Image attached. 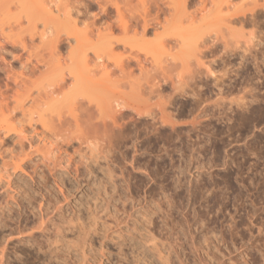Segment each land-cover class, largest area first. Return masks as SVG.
Listing matches in <instances>:
<instances>
[{
  "label": "rangeland",
  "instance_id": "rangeland-1",
  "mask_svg": "<svg viewBox=\"0 0 264 264\" xmlns=\"http://www.w3.org/2000/svg\"><path fill=\"white\" fill-rule=\"evenodd\" d=\"M20 1L26 2V6ZM20 1H14L18 2L17 6L13 1L9 5L5 0L9 6L0 3V8H5L11 15L19 13L20 25L14 24V16L9 19L15 30L20 26L24 29L22 34L29 45L33 24L26 19L25 12L34 15L41 2L36 4L34 0V6L31 0ZM48 1H42L45 4L41 6L46 9L44 14L36 9L41 16L56 6H62L61 11L62 8L64 11L89 3L88 13L77 15L81 21L78 27L96 20V26L102 30L111 21L114 27L117 26L114 35L126 38L121 35L116 11L109 0H100V3L109 11L111 19L103 17L100 20L95 19L101 14L96 0H79V3L78 0H54L57 5ZM144 1L150 16L157 15L161 22L156 23V31L165 32L160 38H154V28H151L150 33L142 36L141 42L146 40L145 43H140L141 36L136 35L138 39L135 40L139 42L134 43L136 48L133 47L132 53L140 56L151 76L166 77V83L162 84V90L159 88V95L146 92L149 99L143 103V99L139 100L140 96L143 98L142 94L138 99L137 93L136 96L134 93L136 99L131 95L133 99L123 96L130 86L119 73L120 80H116L121 86L111 87L115 93L109 90L112 93L103 96V105L109 103V97L121 100L118 96H123L126 98L124 103H134L141 110L152 112V116L155 115L152 119L146 114L137 115L133 110L128 112L124 107L122 111L116 107L119 112L113 113L106 106L108 111L100 114V107H105L100 103L102 106L97 108L99 97L96 96H101L102 92L96 96L88 94L90 98L87 99L86 95L76 96L79 90L73 88L70 90L73 95L65 97L63 93L77 83L71 85L68 69H62L63 73L67 71L64 74L68 75V83L58 89L55 82L59 73L54 69L58 66H54L58 62L64 67L69 63L71 67L75 65L69 62L64 50L65 53L60 55L63 57H50L53 62L48 63L52 67H44L43 60L50 59L45 48L40 46L47 47L46 39L43 38L44 44L38 33L32 37L31 44L40 52V66L35 55L31 59L26 55L28 49L33 50L32 46H27L26 51L9 46L4 62L0 59V63L10 65L11 70L6 66L7 71L15 72L9 73L11 79H22L23 73L25 83L21 86L30 89L31 97L42 101L54 87V95L58 94L59 100L56 105L63 107L61 112H65L66 117L70 110L67 105H73V102L76 106L86 107L90 115L89 122L81 120L84 123H80L78 130L83 131L81 135L87 138L86 141L80 143L75 139L72 146L65 147L60 140H55L56 144L50 140L54 143L52 146L47 140L46 147L51 151L54 149L49 157L46 147V152L44 147L41 148L42 156L38 148L45 145L40 142V137L32 138L35 132L28 127L20 141L15 140L17 135L11 134L5 140L8 142L2 144L8 157L17 155L13 161H19L24 171L0 179L4 180L0 181V264H247L250 255L258 262L260 253L264 254V7L260 6L264 0H186L187 4L181 0ZM117 2L121 10L127 8L123 5L124 0ZM129 2L133 9L140 5L137 0ZM55 11L54 8L51 15H57ZM54 16L53 19L51 16L39 19L35 30L40 32L44 21L49 27L57 22L63 27L67 25L62 13L56 16L58 18ZM129 17L126 12V20ZM166 21L169 25L164 28L161 24L165 25ZM129 22L139 24L137 30L140 32L141 19ZM51 34L45 36L50 40ZM131 34L134 33L130 30ZM252 35L256 46L244 53V43ZM160 39L164 45L158 44ZM135 40L133 38L132 42ZM120 45H115V55L128 54V46ZM9 50L18 51L16 54L23 57ZM13 55L18 59H13ZM105 55L102 56L106 68L111 69L108 73L117 78L116 62L107 60ZM28 62L29 67L26 66ZM92 63L89 61L90 65ZM206 63L219 76L217 80H212L206 73ZM34 65L39 68L36 70L38 66ZM23 66L28 67L27 72H23ZM132 66L133 79H144L145 74L140 75L139 68ZM91 68L95 70L94 64ZM161 68L165 70L160 72ZM18 72L21 76L17 77ZM96 72L99 71L96 69ZM2 73L1 90L6 89L4 83L7 82L5 72V76ZM81 74L85 75L84 72ZM96 74H92L94 79L100 80ZM103 81L106 83L105 79ZM12 82L8 81L7 92L11 98L16 89H22ZM217 82L220 90L215 86ZM117 89L123 90H120L121 95ZM216 101L220 105L214 107ZM157 105L165 106L167 118L164 122L159 118ZM73 127L72 124L69 126ZM37 128H41L39 124ZM59 143L62 146L57 147ZM10 149L13 150L9 155ZM27 153L30 158L22 161ZM6 157L0 158V165ZM7 160L8 167L12 168L11 160ZM53 224L59 226V234ZM78 231L82 234L77 235Z\"/></svg>",
  "mask_w": 264,
  "mask_h": 264
},
{
  "label": "bare ground",
  "instance_id": "bare-ground-1",
  "mask_svg": "<svg viewBox=\"0 0 264 264\" xmlns=\"http://www.w3.org/2000/svg\"><path fill=\"white\" fill-rule=\"evenodd\" d=\"M5 1V0H4ZM3 0H2V2H1V0H0V3H1V5H5V6H9L10 4H11V2L12 3H14V1H16V0H12L11 2H10V0H8L9 1V5H6L5 4V2H4ZM18 1H20V0H18ZM43 1V0H42ZM41 0H35V2H36V4L37 3H40L41 2V4H37L38 6L40 5H42L43 6V3L44 2H42ZM50 1V0H49ZM47 2V3H52V2H54V4H56L57 5V0H56V2L53 0H51L50 2ZM81 1H83V0H81ZM81 1H80V3H81ZM92 1V0H91ZM97 1V3H98V7L100 8V9H98V10H100L99 12H101V14L100 15H98V18H95V19H98V20H100V19H102L103 17H111V15L109 14V11L104 7V5H102L101 3H100V0H96ZM109 1H111L110 3H111V5L114 7V9H115V13H116V17H117V21H116V19H115V21H116V23H117V25H118V27H119V29H121V31H122V34L121 35H123L124 36V38L125 39H123V37H116L115 35H114V33H115V28L117 27H114L115 25H113V23L110 21V22H107L106 23V25H105V27L102 29V30H100V27L98 28V26H96L97 24V22H96V20L94 21V22H92L90 25H84L82 28H80V27H78V23H79V21H80V18H78L77 17V15L79 14V15H84L85 13L87 14L88 12H86L87 11V9L89 8L90 9V7H89V3H83L84 4V7H82V3L81 4H79V7H80V5H81V7L83 8V9H81L80 10V8H76L75 6H74V8H76L75 9V11L73 10L74 8L73 7H71V8H73V9H67V10H64L63 11V8H62V11H61V4H59L60 6V8H58L56 5V7H54L55 8V12L57 13V15H51L53 12H54V8H52V6L50 7L49 5H51V4H49L48 6L50 7V8H52V9H49V7H48V9L49 10H47L48 11V13H46L45 14V16L47 15L48 17H52V16H54V17H56V16H60V14L62 13V15L64 16V18H65V20L68 22L67 23V25H64V27L61 25V23L60 22H57V23H52V31H51V27H49L48 26V22L47 21H44V23H43V28L41 29V30H39L40 32H37V30H35V29H37L36 28V24H37V21L40 19H45L46 17L44 16V15H40V13H42V14H44L45 12H46V9H44V7H42V9L40 8V6L39 7H37L36 6V4L35 3H33L34 2V0L32 1L31 0V2L34 4V6H36V9L40 12H36V9L34 10V12L36 13H34V15L33 14H31L32 12H28V11H26V12H28V14L25 12V17H26V19L31 23V24H33L32 26H33V28H32V30H30V32H29V45H26L27 43H26V40H25V38H24V35L22 34V32L24 31V29H22V27L20 26V27H18L16 30L14 29V27H13V25H12V23L10 22V19H9V17L11 18L12 16H14V24L15 25H20V18H21V16L19 15V13H12V15L11 14H8L9 12L8 11H6L5 10V8L4 9H2V8H0V59H1V61L2 62H4V60H5V56H6V54L8 53V47L10 46H12V49H14L16 46H17V48H22V50H27L28 48H27V46L30 48L31 46H32V44H31V41H32V37L36 34L37 35V33H38V36H39V38L40 39H43L44 37H45V42L47 43V47L46 46H44L43 47V45L41 44L40 46H42V49L43 48H45L44 50H46L47 52V55H49V59H50V61L49 60H47V62H44V60H43V63H46L45 65L43 64V66L45 67V66H47L46 68H49V67H52L53 65L51 64V66L49 65V63H51V61L53 62V60H51V58H54V57H59L60 55H61V53L62 52H64V50H65V52H66V54L65 55H67V57H68V59H69V62L71 61L72 63V65H75L74 67L72 66L71 67V65H70V63H69V65H66L65 64V66L66 67H64V65L62 64V63H57L54 67H57L58 66V68L56 69V68H54L55 69V72L56 73H59V76H58V78H57V81L55 82V86L59 89L61 86L63 87L65 84H67L68 83V80L66 81V78L68 77V75H69V78H71L72 80H73V82H72V80H71V85H72V83H77L76 84V86L74 87L73 85L72 86H68L69 88L63 93L64 95H65V97L67 96V95H69L70 96V94L72 93V91H70L71 89L73 90V88H74V90H76V91H78L79 90V92H77L78 94L76 95V96H81V97H83L84 95H86L87 97H85V98H87L88 99V97H89V95L88 94H90V96H96L97 94H99V93H101L100 95L101 96H99V95H97L96 97H99V101H98V104H97V108H99V106H102L103 104H105V102L103 101V99L105 100V98L103 97L104 95H107V93H109V95L113 92L112 91V88H116V86L117 85H120L121 83L120 82H117V80H120V77L121 78H123L124 80H125V82H127L126 84H128L129 86H130V90H131V92H130V90H128V92L127 91H125V93L123 92V90H121V89H117L118 91H119V93L118 92H116V93H118V94H120L121 92H120V90L123 92V96L124 97H127V96H129L130 97V95L132 96V97H134V99H136L137 97H138V95L140 96V94H142L143 95V98H141V96L139 97V100L141 99H143L144 100V102L143 103H145V101L146 100H148L149 99V96H146L147 94H146V92L147 93H149V94H152V93H159V91L161 92V90H162V84H164V83H166V81H165V79H166V77H162V78H160V77H156V76H154V75H150V72L148 71V70H146L145 69V67H144V65H142V63H141V58H140V56L138 55V54H133L132 53V49H133V47L134 48H136V45L135 44H137L138 42H137V40H135V38L136 39H138L137 37H136V35H139V36H141V38H140V43H145L146 42V40H143L142 42H141V39H143L144 37H145V35H146V33H148L149 32V30L151 29V28H154L152 31H154L153 32V34L155 35H153L154 36V38H160L159 36L160 35H162L164 32H157L156 31V29H157V27H155V26H158V25H156V23L157 24H159V23H161L158 19V16L156 15L155 17H151L150 16V13H149V10H148V4H147V2H145L144 0H137V2H138V4L140 3V5H138L137 6V9L134 7V9H133V6L131 7V4H130V2H129V0H124V3H123V5H125V6H127V8L125 7V8H123V10L125 9L126 10V12H128L129 13V15H130V17H129V19H127L126 20V18H125V10L123 11V10H121L122 8H121V6L118 4V2H117V0H109ZM188 1V0H187ZM186 0H181V2H183L184 4L187 2ZM204 0H201V2H203ZM21 2V1H20ZM19 2V3H20ZM25 2V1H24ZM74 2V1H73ZM180 2V3H181ZM226 2H229V0H226ZM4 3V4H3ZM16 3V4H15ZM14 3V5H17V3L18 2H15ZM75 3V2H74ZM77 3H79V0H78V2ZM182 3V4H183ZM20 4H22V5H25L26 4V2L25 3H23V1L20 3ZM45 4V3H44ZM187 4V3H186ZM22 5H21V7H22ZM18 6V5H17ZM20 6V5H19ZM26 6V5H25ZM27 6H28V3H27ZM31 6V5H30ZM140 6V8H138ZM260 6L262 7H264V2L262 3V4H260ZM24 7V6H23ZM22 7V8H23ZM16 8H19V7H16ZM26 7H24V9H25ZM39 8L43 11H40L39 10ZM31 9V8H30ZM64 9H65V7H64ZM29 10V9H28ZM33 10V9H32ZM45 10V11H44ZM72 11H74V13H75V17H73L74 16V14H73V12ZM8 12V13H7ZM125 12V13H124ZM30 13V14H29ZM37 13H39V14H37ZM55 13V14H56ZM21 14V13H20ZM85 14V15H86ZM37 15V17H35ZM40 15V16H39ZM78 15V16H79ZM97 15V14H96ZM38 16H39V18H38ZM47 17V18H48ZM58 17H56V18H58ZM151 17V18H150ZM83 18V17H82ZM141 19L142 20V23L140 24V27H141V30H140V32L137 30V28H138V26H139V24H131L129 21L130 20H136V19ZM205 18V17H204ZM52 19H53V17H52ZM84 19V18H83ZM82 19V20H83ZM111 19V18H110ZM97 20V21H98ZM166 19H164V21H165ZM81 22V21H80ZM167 22H169V21H166V24L164 25V24H161V25H163V27L165 28L166 26H168L169 24L167 23ZM153 23H155V24H153ZM100 25H102V24H100ZM99 25V26H100ZM160 25V26H161ZM191 25V24H190ZM193 27V26H192ZM163 28V30H165ZM189 28V27H188ZM189 29H191V28H189ZM130 30H131V33H134V34H131V35H129V32H130ZM133 30V31H132ZM156 31V32H155ZM49 33H52L51 35H53V37L52 38H50V40L48 39V37H46L45 35L46 34H49ZM124 33V34H123ZM150 33V32H149ZM127 35H129V36H127ZM48 36V35H47ZM131 36V37H130ZM142 36H143V38H142ZM162 37V36H161ZM181 37H182V35H181ZM133 38H134V40H135V42H132V40H133ZM253 38H255V37H253V35H252V37H250V39L248 40L247 39V41L244 43L245 45H244V47L242 48V51L244 52V53H246V52H250V47H255L256 46V43L255 42H253ZM48 39V40H47ZM71 39L73 40V41H71ZM161 40V42H159ZM160 40H158V44H162V45H164V43H163V40L162 39H160ZM180 40H182V38L180 39ZM43 41V43L45 44V42H44V39L42 40ZM48 41V42H47ZM204 41V40H203ZM147 42H149V41H147ZM182 42V41H181ZM42 43V42H41ZM135 43V44H134ZM120 44H122L124 47H127V48H129L130 49V51H129V53L128 54H121V53H119V56H118V53L115 55V53H114V47H115V45H120ZM19 46V47H18ZM35 46V45H34ZM34 46H32V47H34ZM39 46V45H38ZM39 46V49L41 48ZM121 46V45H120ZM122 46V47H123ZM36 47H37V45H36ZM164 47V46H163ZM162 47V48H163ZM20 48V49H21ZM34 49H35V47L33 48V50L32 49H28V54H26V55H28V58L29 59H31V56L33 55V57H34V55H35V57L34 58H40V56H39V54H40V52H39V50H37V48L35 49V50H37V51H34ZM15 50H17L16 48H15ZM14 50V51H15ZM19 50V49H18ZM44 50H42V52H45ZM63 50V51H62ZM10 51V53H14L13 51L11 52V50H9ZM24 51V52H25ZM23 52V53H24ZM64 52V53H65ZM201 53H202V51H200ZM16 53H18V51L16 52L15 51V53L14 54H16ZM20 53V52H19ZM20 54H22V53H20ZM63 54V53H62ZM104 54H106L105 56L107 57V60H112V61H114V62H116V64H114V62H113V64L117 67V69H118V76H117V78H116V76H113V75H111V74H109L108 73V71L109 70H111L110 68L107 70V66L105 65V63H104V59H103V56L102 55H104ZM9 55V54H8ZM10 55H12V54H10ZM19 55V54H18ZM17 54H16V56H18ZM15 55H13V59H18V58H15L14 57ZM19 56H22V55H19ZM18 56V57H19ZM7 57V56H6ZM23 57V56H22ZM21 57V58H22ZM51 57V58H50ZM60 57H63V56H60ZM59 57V58H60ZM118 57V58H117ZM119 57H121V58H119ZM196 57V56H195ZM198 57V56H197ZM247 57V56H246ZM27 58V59H28ZM116 58V59H115ZM20 59V58H19ZM27 59H26V61H27ZM29 59H28V61H29ZM63 59V58H62ZM118 59V60H117ZM21 60V59H20ZM91 60L93 61V63L91 64L92 65V67H93V64H94V67H95V70L97 69L99 72L98 73H100V74H98L97 72V74L96 73H94L95 72V70H94V68H91V65L89 64V61L91 62ZM32 61V60H31ZM37 61V60H36ZM41 60H39L38 59V63L37 62H35V63H37V64H39V63H41L42 64V62H40ZM55 61V60H54ZM203 61V60H202ZM20 63H21V61H19ZM49 62V63H48ZM6 63V62H5ZM5 63H0V72H3L2 74L4 75V72H5V75H6V77L5 78H7L6 79V81L7 82H5L4 83V87H6V89H3V90H1L0 89V158L2 159V158H4V155L5 156H7L6 157V160L4 161H2V165H0V179H3L2 177H8V178H10L9 176H12V174L13 173H19V171H21V172H23L24 171V167H22L21 166V163L19 162V161H13L16 157H17V155L15 156V155H10L11 153H12V150L10 149V151L8 152V154L10 155L9 157H8V155H7V150L5 151L4 150V148H3V146L4 145H2V144H5L4 143V141L5 140H7V139H9L8 137L12 134H15V135H17V136H15V140H18V141H20V139H21V135H23L24 133H26L25 131L28 129V128H31V131L33 130L34 132H35V135L34 136H32V138L34 137L35 138V136H37V138H39L40 139V142H42L43 144L42 145H45V146H41V147H39L38 149H39V151L41 150V148H43L45 151L44 152H46L47 150H49L47 147H46V144H47V140H49V142H50V140H53L54 141V143L56 144L57 142H55V140H60L61 141V143L62 142H64V145H65V147H67V146H69V145H71V143H73V141L72 140H77V141H79L80 143H82L83 141H86V137L85 136H83V135H81L82 133H83V131H81L80 130V132L78 131L79 129H80V123H84V122H81V120H84V121H87V122H89V119H90V115H89V113H88V109L86 108V107H83V105L82 104H80L79 106H76V103H74L73 102V105H72V103L70 104L72 107H70V105H67L68 106V108L70 109H68L67 108V111H68V117H66V113L64 112V113H62L61 112V110H62V106H60V104H58V105H56V103H58V94L57 95H54V94H56V93H54V92H56V91H54L55 89H53L52 88V90L50 91V93H48V94H46L44 97H45V99L44 100H42V101H40V100H38V99H36L35 97H31V93H30V89L29 88H27V87H22L21 85L22 84H24L25 83V80H24V75H23V73H22V79H20V80H18V79H14L13 80V78L11 79L10 78V76H11V74L13 73L12 71V73L10 72V70H11V68H9L10 67V65H9V67H8V65L6 64L5 65ZM23 63V62H22ZM27 63V62H26ZM29 63L30 62H28V64H26V66H28L29 65ZM34 62H32L31 64H33ZM245 63V62H244ZM41 64H39V66L41 65ZM203 64V63H202ZM20 65H22V64H20ZM61 65V66H60ZM132 65H135V66H137L139 69V71H140V75L141 74H145V77H144V79H142V78H137V79H133V77L131 76V75H133L134 74V70L132 71V68H133V66ZM206 65H207V63H206ZM6 66L10 69H8V71L5 69L6 68ZM34 66H38V65H34ZM33 66V67H34ZM39 66L38 67H34L36 70L39 68ZM49 66V67H48ZM64 68H63V67ZM131 66H132V68H131ZM143 66V67H142ZM21 67V66H20ZM24 67V66H23ZM29 67V66H28ZM27 67V68H28ZM30 67H32V66H30ZM73 68V69H75V70H71L70 68ZM76 67V68H75ZM107 67V68H106ZM115 67V68H116ZM160 67H162L161 65H160ZM205 67V69H206V73L207 74H209V76H211L213 79L212 80H217L218 78H219V76H217V75H215V73H214V70L212 71L210 68H209V66L207 65V66H204ZM26 67H24L22 70H24L23 72H27V70L25 71V69H27ZM33 68V69H34ZM100 70H99V69ZM30 69V68H29ZM62 69H68L67 71L65 70V72L64 73H66L67 72V76L63 73V70ZM135 69V68H134ZM6 70V71H5ZM101 70L103 71V74L101 73ZM107 70V71H106ZM113 70V69H112ZM142 70H144V71H142ZM164 71L165 69H162L161 68V70H159L160 72L161 71ZM30 71V70H29ZM28 71V72H29ZM94 71V72H93ZM147 71V72H146ZM21 72V71H20ZM20 72H18L17 73V75H15V76H21V74H20ZM32 72H33V70H32ZM35 72V71H34ZM82 72H84L85 73V77L81 74ZM132 72H133V74H132ZM143 72V73H142ZM145 72V73H144ZM9 73H11V74H9ZM15 73V72H14ZM13 73V74H14ZM29 73H31V72H29ZM119 73L121 74V76L119 77ZM149 73V74H148ZM1 74V75H2ZM12 74V75H13ZM20 74V75H19ZM25 74V73H24ZM27 74V73H26ZM92 75V74H96V76H100V77H98V78H100V80L99 79H94V76L92 75V76H90V75ZM4 75V76H5ZM103 75H104V77H103ZM112 76L113 78H108V76ZM26 76V75H25ZM66 76V77H65ZM70 76H72V77H70ZM133 76H135V74L133 75ZM1 77V76H0ZM12 77V76H11ZM24 77V78H23ZM93 79H92V78ZM102 77V78H101ZM132 78V80H127L126 81V79H128V78ZM139 77V76H138ZM115 78V79H114ZM119 78V79H118ZM165 78V79H164ZM1 79V78H0ZM68 79V78H67ZM83 79V80H82ZM106 80V83H105V81H103V80ZM112 79V80H111ZM117 79V80H116ZM13 81L12 83H13V85L14 86H21V88L22 89H16L15 90V95H13V97L11 98V96H8L9 94L7 93L9 90V83H8V81ZM86 80V82L88 83L87 85L84 83V81ZM115 82H117V83H115ZM144 80V81H143ZM1 81V80H0ZM81 82V84H80V82ZM142 81V84L140 83ZM79 82V83H78ZM114 82V83H113ZM144 82V83H143ZM215 82V81H214ZM109 84V86H108V84ZM113 85H111V84ZM120 83V84H119ZM172 83H174V82H172ZM216 83V82H215ZM214 83V84H215ZM218 84H216L215 86L216 87H218V89L217 90H220V85H219V82H217ZM78 84H80V85H78ZM115 84V85H114ZM70 85V84H69ZM82 85V86H81ZM86 85V86H85ZM90 85V86H89ZM111 85V86H110ZM121 86V85H120ZM164 86V85H163ZM201 86V85H200ZM207 86V85H206ZM77 87V88H76ZM79 87V88H78ZM93 87V88H92ZM104 87H110V88H104ZM112 87V88H111ZM118 87V86H117ZM142 87V88H141ZM24 88V89H23ZM76 88V89H75ZM90 88V89H89ZM92 88V89H91ZM97 88L98 89H100V90H97ZM102 88H104L103 89V91L105 90V91H112L111 93H110V91L109 92H106L105 93V91L103 92L102 91ZM118 88H120V87H118ZM121 88H124L123 86L121 87ZM159 88H161V90L159 89ZM85 89H89V91H87V90H85ZM95 89V90H94ZM127 89H129V87L127 88ZM198 89H199V87H198ZM244 89V88H243ZM24 90V91H23ZM116 90V89H115ZM142 90H143V92H145V93H143L142 92ZM193 90V89H192ZM68 91V92H67ZM94 93L93 95L91 94L92 92ZM95 91H98V92H95ZM83 92V93H82ZM86 92V93H85ZM139 92H141V93H139ZM196 93H197V91H195ZM68 93V94H67ZM96 93V94H95ZM104 93V94H103ZM115 92H113V94H114ZM129 93V94H128ZM130 93H132V94H130ZM134 93H135V96H136V93H137V96H136V98H135V96H134ZM157 93V94H158ZM193 93V92H192ZM201 93V92H200ZM209 93V92H208ZM219 93H220V91H219ZM218 93V94H219ZM252 93V92H251ZM122 94V93H121ZM120 94V95H121ZM124 94H127L126 96L124 95ZM148 94V95H149ZM205 94V93H204ZM54 95V96H53ZM71 95H73V93L71 94ZM159 95V94H158ZM41 96V95H40ZM114 96V95H113ZM123 96H118L119 98L121 97L122 99L119 101V100H117V97H115V98H107V100H108V104L106 105L108 108H110L112 111H113V113H114V111L115 112H117L119 109V111H122L121 109H122V107H124L128 112H130L129 110H133V111H135V113H137V115H142V114H146V115H148V116H151V119H152V117L153 116H155V115H153L152 116V112H149V110H141V108L139 107V106H137L136 104L134 105V103H124L125 102V99L123 98ZM146 96V97H145ZM194 96H196V95H194ZM204 96V95H203ZM221 96V95H220ZM102 97V98H101ZM108 97V96H107ZM111 97H112V95H111ZM244 97V96H243ZM243 97H241V98H243ZM10 98H11V100H10ZM90 98V97H89ZM128 98V97H127ZM131 98V97H130ZM129 98V99H130ZM253 98V97H252ZM131 99H133V98H131ZM130 99V100H131ZM138 99V98H137ZM221 99V98H220ZM48 100H51V101H49V105L47 104V102H48ZM101 100V101H100ZM112 100H113V102H112ZM138 100V102H140ZM224 100V99H223ZM233 100V99H232ZM237 100V99H236ZM134 101V100H133ZM137 101V100H136ZM201 101V100H200ZM227 101V100H226ZM241 101V100H240ZM242 102V101H241ZM100 103L102 104V105H100ZM212 103V102H211ZM231 103V102H230ZM229 103V104H230ZM55 104V105H54ZM166 103L164 102V105H165ZM208 105V104H207ZM220 105V103L218 102V101H216V103H213V106L214 107H216V106H219ZM226 105V104H225ZM104 106V105H103ZM106 106H104L105 108L103 109V110H105V111H103L102 109H101V107H100V109H99V111H100V114H103V112H104V114L108 111H106ZM158 107V109H159V118H160V120L162 121V122H164L165 120H166V116H167V113H165V106L163 107V106H161V105H157ZM200 106V105H199ZM204 107H205V105H203ZM222 106V105H221ZM116 107H119V109L118 108H116ZM204 107H203V109H202V111L204 112V111H206V109H204ZM72 108V109H71ZM206 108V107H205ZM224 108H229V107H224ZM118 109V110H117ZM125 109H124V111H125ZM110 110V111H111ZM218 110H220V108H218ZM217 109H216V111L215 112H217L218 111ZM226 110V109H225ZM66 111V112H67ZM80 111V112H79ZM111 111V112H112ZM118 111V112H119ZM202 111H200L201 112V114L203 113ZM212 111V110H211ZM221 111V110H220ZM206 113V112H205ZM212 113V112H211ZM65 116H64V115ZM213 115V114H212ZM217 115V114H216ZM220 115V114H219ZM203 116V115H202ZM166 117V118H165ZM198 117V116H197ZM206 117V116H205ZM112 118H114V117H112ZM165 118V119H164ZM195 119V118H194ZM80 121V122H79ZM196 121H197V119H196ZM195 122V121H194ZM198 122V121H197ZM196 122V123H197ZM37 124H39L40 125V129H38L37 128ZM71 124H72V126H74L73 127V129L72 128H69V126H71ZM195 124V123H194ZM193 125V124H192ZM203 126V125H202ZM28 127V128H27ZM82 127V126H81ZM196 128V127H195ZM204 130V129H203ZM33 132V133H34ZM79 132L80 134H77V133ZM76 133V134H75ZM28 134V133H27ZM29 135H30V133H29ZM32 135V134H31ZM30 135V136H31ZM23 137V136H22ZM33 138V139H34ZM35 139V140H37L38 141V139ZM11 139V138H10ZM45 141H47V142H45ZM5 142H8V141H5ZM39 142V141H38ZM76 142V141H75ZM19 143V142H18ZM30 143H32V142H30ZM52 141L50 142V144H51V146H52ZM53 143V144H54ZM21 145H22V143H21ZM60 143H59V145H56L57 147H60ZM135 145V144H134ZM62 146V145H61ZM72 146V145H71ZM45 147H46V149H45ZM56 147V148H57ZM23 148V145H22V147L20 146V149H22ZM49 148H51V147H49ZM55 148V149H56ZM62 148V147H61ZM69 148V147H68ZM38 149L36 148L35 150L38 152ZM59 149V148H58ZM63 149H64V146H63ZM54 149H52V151H53ZM60 150V149H59ZM62 150V149H61ZM79 150V149H78ZM51 151V149L47 152L48 153V157H49V154L52 152ZM63 151H66V149L65 150H63ZM41 152H42V150H41ZM28 154V155H27ZM26 154V158H25V154L23 155V158H22V161L24 160V159H27L28 157H29V153H27ZM53 153H51L50 155H52ZM96 155V154H95ZM30 156H31V154H30ZM42 156H44L43 155V152H42ZM15 157V158H14ZM50 157H52V156H50ZM14 158V159H13ZM30 158V157H29ZM7 159H10L11 161V164H12V168L11 167H8V165L10 164L9 163V161L7 160ZM32 159H30V161H31ZM7 161V162H6ZM27 162H29V161H27ZM25 163V162H24ZM10 168V169H9ZM11 170V171H10ZM23 170V171H22ZM108 171V170H107ZM17 175V174H16ZM0 181H2V180H0ZM4 181V180H3ZM2 181V182H3ZM7 181H8V179H7ZM6 184H8V182L6 183ZM249 215H251V214H249ZM252 222V221H251ZM250 222V223H251ZM56 225V224H55ZM78 225V224H77ZM79 225H81L82 226V224H79ZM252 225V224H251ZM53 227H54V224L52 225ZM258 226V225H257ZM56 227V226H55ZM54 227V228H55ZM58 228H59V226H57ZM57 227H56V231H55V229L53 230H51V231H55L56 233L58 232V234H59V231H57V230H59V229H57ZM77 227V226H76ZM260 227V226H259ZM78 228H79V226H78ZM77 228V229H78ZM249 228V227H248ZM83 229V228H82ZM81 229V230H82ZM252 229V228H251ZM250 229V230H251ZM78 230H80V229H78ZM258 230H259V228H258ZM262 230V229H261ZM80 231H78V234L77 235H79L80 233H79ZM54 233V232H53ZM55 233V234H56ZM83 233H84V231H83ZM259 233H260V231H259ZM82 234V233H81ZM250 235H251V233H250ZM253 235V234H252ZM258 236V235H257ZM250 237V239H251V236H249ZM259 237V236H258ZM253 246V245H252ZM247 264H264V254H261L260 253V256H259V259H258V262L254 259V257L252 256V255H250V258H249V261H248V263Z\"/></svg>",
  "mask_w": 264,
  "mask_h": 264
}]
</instances>
